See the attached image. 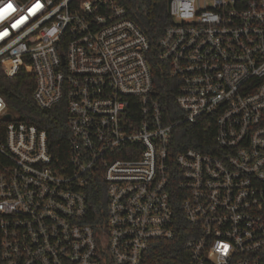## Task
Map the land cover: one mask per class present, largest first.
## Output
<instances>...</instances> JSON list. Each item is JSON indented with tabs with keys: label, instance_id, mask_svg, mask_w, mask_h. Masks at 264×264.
Masks as SVG:
<instances>
[{
	"label": "built area",
	"instance_id": "2783aa9c",
	"mask_svg": "<svg viewBox=\"0 0 264 264\" xmlns=\"http://www.w3.org/2000/svg\"><path fill=\"white\" fill-rule=\"evenodd\" d=\"M168 11L158 57L177 81V122L150 38L119 0H0V66H26L37 105L64 104L69 128L59 163L46 129L0 93L3 264H147L156 241L182 236L174 264H264V0ZM180 122L212 141L175 152Z\"/></svg>",
	"mask_w": 264,
	"mask_h": 264
},
{
	"label": "trees",
	"instance_id": "16d2710c",
	"mask_svg": "<svg viewBox=\"0 0 264 264\" xmlns=\"http://www.w3.org/2000/svg\"><path fill=\"white\" fill-rule=\"evenodd\" d=\"M127 9L128 15L137 22L150 38L152 54L150 57L154 71L158 97L163 102L166 112H172L169 121L177 122L179 115L176 102V78L169 74L167 63L158 57L159 39L166 27L173 21L168 11V0H119ZM7 64L0 66V93L5 98L10 110L19 114V119L32 122L46 129L51 152L57 162H65L69 153V128L67 111L64 104L56 105L50 110L41 109L34 97L35 76L26 67L22 66L12 76L8 75ZM2 123V122H1ZM173 145L176 151L194 146L200 147L203 141L211 142L210 131H206L199 123L190 124L180 122L174 127ZM93 183V182H92ZM90 199L92 213L95 220L101 218V208L104 206V183L101 179L90 185ZM184 237L175 240H159L153 245L147 264L182 263L178 257L184 251ZM185 259V258H184ZM0 264H3L1 255L0 230Z\"/></svg>",
	"mask_w": 264,
	"mask_h": 264
},
{
	"label": "snow or ice",
	"instance_id": "6c2138e0",
	"mask_svg": "<svg viewBox=\"0 0 264 264\" xmlns=\"http://www.w3.org/2000/svg\"><path fill=\"white\" fill-rule=\"evenodd\" d=\"M8 7L10 8V7H11V5L9 4V5H8ZM37 7H39V5H37ZM13 26H15V25H13Z\"/></svg>",
	"mask_w": 264,
	"mask_h": 264
},
{
	"label": "water",
	"instance_id": "95a60500",
	"mask_svg": "<svg viewBox=\"0 0 264 264\" xmlns=\"http://www.w3.org/2000/svg\"><path fill=\"white\" fill-rule=\"evenodd\" d=\"M9 116H10V114L8 113V114H7V117H9Z\"/></svg>",
	"mask_w": 264,
	"mask_h": 264
}]
</instances>
